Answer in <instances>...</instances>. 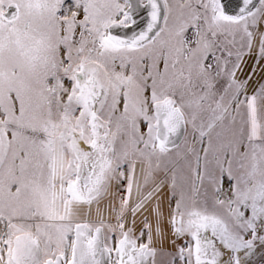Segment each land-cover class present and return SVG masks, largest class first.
<instances>
[{"label": "snow or ice", "instance_id": "6c2138e0", "mask_svg": "<svg viewBox=\"0 0 264 264\" xmlns=\"http://www.w3.org/2000/svg\"><path fill=\"white\" fill-rule=\"evenodd\" d=\"M0 264H264V0H0Z\"/></svg>", "mask_w": 264, "mask_h": 264}]
</instances>
